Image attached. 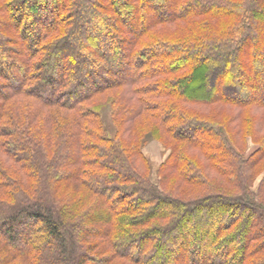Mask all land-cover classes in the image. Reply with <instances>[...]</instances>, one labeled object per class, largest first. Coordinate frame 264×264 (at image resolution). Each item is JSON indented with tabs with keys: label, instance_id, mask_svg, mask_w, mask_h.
<instances>
[{
	"label": "trees",
	"instance_id": "obj_1",
	"mask_svg": "<svg viewBox=\"0 0 264 264\" xmlns=\"http://www.w3.org/2000/svg\"><path fill=\"white\" fill-rule=\"evenodd\" d=\"M0 264H264V0H0Z\"/></svg>",
	"mask_w": 264,
	"mask_h": 264
},
{
	"label": "rangeland",
	"instance_id": "obj_2",
	"mask_svg": "<svg viewBox=\"0 0 264 264\" xmlns=\"http://www.w3.org/2000/svg\"><path fill=\"white\" fill-rule=\"evenodd\" d=\"M248 151H252L254 148V145L249 143ZM144 154L146 157L150 160L152 164V180L156 181L157 177L155 174V171L158 167V165L164 160L167 151L156 141L152 140L150 141L143 149ZM259 178L256 180L255 185L258 183Z\"/></svg>",
	"mask_w": 264,
	"mask_h": 264
}]
</instances>
